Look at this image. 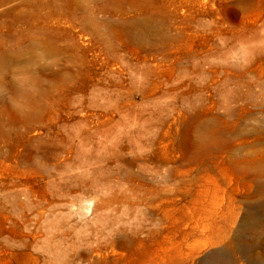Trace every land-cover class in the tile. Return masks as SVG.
Masks as SVG:
<instances>
[{"label": "rangeland", "instance_id": "1", "mask_svg": "<svg viewBox=\"0 0 264 264\" xmlns=\"http://www.w3.org/2000/svg\"><path fill=\"white\" fill-rule=\"evenodd\" d=\"M251 258L264 0H0V264Z\"/></svg>", "mask_w": 264, "mask_h": 264}, {"label": "bare ground", "instance_id": "2", "mask_svg": "<svg viewBox=\"0 0 264 264\" xmlns=\"http://www.w3.org/2000/svg\"><path fill=\"white\" fill-rule=\"evenodd\" d=\"M247 206V205H246ZM252 208V207H251ZM261 217V216H260ZM261 219V218H260ZM260 238V237H259ZM243 245V244H242ZM255 245V244H254ZM248 246V245H247ZM252 252V251H251ZM258 255V254H257ZM256 264H264V258H251Z\"/></svg>", "mask_w": 264, "mask_h": 264}]
</instances>
